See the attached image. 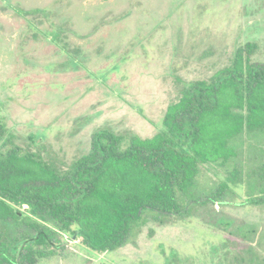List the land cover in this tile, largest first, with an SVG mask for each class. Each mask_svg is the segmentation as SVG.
Masks as SVG:
<instances>
[{
    "label": "rangeland",
    "instance_id": "obj_1",
    "mask_svg": "<svg viewBox=\"0 0 264 264\" xmlns=\"http://www.w3.org/2000/svg\"><path fill=\"white\" fill-rule=\"evenodd\" d=\"M246 44L264 64V0H0V123L66 172L95 133L161 131L181 90ZM231 145L236 156L201 165L186 193L206 196L238 169L241 184L217 203L192 204L182 220L147 212L102 254L60 237L68 244L38 264H264V206L250 204L264 185V132Z\"/></svg>",
    "mask_w": 264,
    "mask_h": 264
},
{
    "label": "trees",
    "instance_id": "obj_2",
    "mask_svg": "<svg viewBox=\"0 0 264 264\" xmlns=\"http://www.w3.org/2000/svg\"><path fill=\"white\" fill-rule=\"evenodd\" d=\"M254 51L239 47L230 65L185 86L152 137L93 134L66 172L16 145L0 123V264H38L68 244L60 237L114 251L145 213L182 220L192 204H215L241 184L234 169L206 196H186L201 165L224 167L236 156L231 141L264 132V64L252 62ZM250 204L264 206V185Z\"/></svg>",
    "mask_w": 264,
    "mask_h": 264
},
{
    "label": "water",
    "instance_id": "obj_3",
    "mask_svg": "<svg viewBox=\"0 0 264 264\" xmlns=\"http://www.w3.org/2000/svg\"><path fill=\"white\" fill-rule=\"evenodd\" d=\"M72 240H75V237H73Z\"/></svg>",
    "mask_w": 264,
    "mask_h": 264
}]
</instances>
